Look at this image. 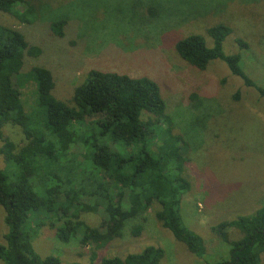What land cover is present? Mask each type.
<instances>
[{
  "label": "rangeland",
  "instance_id": "obj_1",
  "mask_svg": "<svg viewBox=\"0 0 264 264\" xmlns=\"http://www.w3.org/2000/svg\"><path fill=\"white\" fill-rule=\"evenodd\" d=\"M31 1L35 10L28 24L0 12V26L15 28L30 47L40 50L37 57H25L17 78L26 113L36 111L35 81L30 76L34 67L51 72L52 95L68 106L91 70L153 80L165 103L171 133L183 141L179 144L185 158L183 176L191 188L181 201V221L205 247L202 258L189 253L161 227L155 217L160 207L154 203L124 224L120 238L97 249L81 247L78 239L63 243L55 237L52 219L39 220L42 226L33 234L36 253L57 257L62 264H87L95 252L99 264L103 258H123L155 246L164 250L161 264L226 259L229 246L212 228L251 215L264 205V98L245 87L222 61H212L203 71L194 69L179 57L175 45L189 35H201L211 47L207 30L226 25L231 34L222 44L223 53L239 54L243 71L264 89V0ZM59 20L65 21L62 37L50 29ZM238 40L245 43L244 49L240 50ZM2 134L17 148L25 144L17 126L6 125ZM150 145L156 152V136ZM71 152L81 155L83 149L76 145ZM10 169L0 155V170ZM101 218L99 214L80 217L90 227L99 226ZM3 219L0 208V244L7 234ZM138 225L142 231L133 237L131 230ZM228 234L231 241L241 237L234 229Z\"/></svg>",
  "mask_w": 264,
  "mask_h": 264
},
{
  "label": "trees",
  "instance_id": "obj_2",
  "mask_svg": "<svg viewBox=\"0 0 264 264\" xmlns=\"http://www.w3.org/2000/svg\"><path fill=\"white\" fill-rule=\"evenodd\" d=\"M34 10L31 0H0V12L22 23L32 21ZM64 26V20L54 21L50 29L62 37ZM230 34L226 25H216L207 30L211 47L201 35H189L176 43L175 50L199 71L214 60L222 61L245 87L264 98V89L243 71L240 55L223 53L222 44ZM237 44L240 50L246 47L243 41ZM39 54L15 28L0 26V155L11 168L8 173L0 170V208L7 227L5 243L0 244L2 264H62L57 257H40L34 250L39 220L52 219L59 241L78 239L81 247L97 249L120 238L124 224L154 203L160 207L155 217L161 227L202 258V239L181 221V201L191 185L183 176L185 158L179 145L183 141L171 133L157 83L91 70L68 106L52 95L51 72L34 67L30 76L35 81L36 111L26 113L17 78L25 57ZM8 124L21 129L22 147L3 137ZM152 136L159 142L156 152L150 148ZM76 145L82 147L81 155L72 154ZM82 214L101 215L99 226L86 225ZM212 229L229 246V255L211 264H264V205ZM229 229L241 237L231 241ZM141 231L138 225L131 234L137 237ZM163 258L162 248L147 246L123 258H103L99 264H161ZM95 259L92 252L87 264H96Z\"/></svg>",
  "mask_w": 264,
  "mask_h": 264
}]
</instances>
